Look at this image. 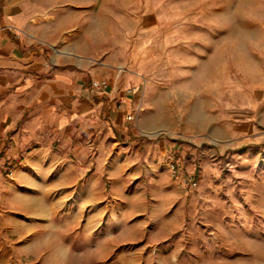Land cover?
Returning <instances> with one entry per match:
<instances>
[{
	"label": "rangeland",
	"instance_id": "1",
	"mask_svg": "<svg viewBox=\"0 0 264 264\" xmlns=\"http://www.w3.org/2000/svg\"><path fill=\"white\" fill-rule=\"evenodd\" d=\"M28 6L49 55L129 82L134 118L0 139V264H264V0Z\"/></svg>",
	"mask_w": 264,
	"mask_h": 264
},
{
	"label": "crops",
	"instance_id": "2",
	"mask_svg": "<svg viewBox=\"0 0 264 264\" xmlns=\"http://www.w3.org/2000/svg\"><path fill=\"white\" fill-rule=\"evenodd\" d=\"M29 2L0 0V139L8 140L7 150L70 141L72 132L102 125L103 118L127 132L136 97L129 82H110L107 94L90 92L97 71L83 60H56L26 30L33 19Z\"/></svg>",
	"mask_w": 264,
	"mask_h": 264
},
{
	"label": "built area",
	"instance_id": "3",
	"mask_svg": "<svg viewBox=\"0 0 264 264\" xmlns=\"http://www.w3.org/2000/svg\"><path fill=\"white\" fill-rule=\"evenodd\" d=\"M108 87H109V81L106 78H98V79L92 80L89 91L93 93L107 94ZM128 118L133 119L134 115L129 114Z\"/></svg>",
	"mask_w": 264,
	"mask_h": 264
},
{
	"label": "bare ground",
	"instance_id": "4",
	"mask_svg": "<svg viewBox=\"0 0 264 264\" xmlns=\"http://www.w3.org/2000/svg\"><path fill=\"white\" fill-rule=\"evenodd\" d=\"M55 50L58 51V52L60 51V50H59L58 48H56V47H55Z\"/></svg>",
	"mask_w": 264,
	"mask_h": 264
}]
</instances>
